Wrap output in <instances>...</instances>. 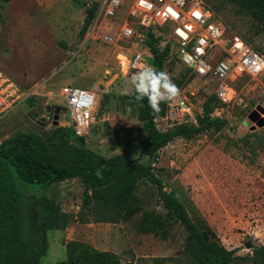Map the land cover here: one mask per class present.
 I'll return each mask as SVG.
<instances>
[{
	"label": "rangeland",
	"instance_id": "1",
	"mask_svg": "<svg viewBox=\"0 0 264 264\" xmlns=\"http://www.w3.org/2000/svg\"><path fill=\"white\" fill-rule=\"evenodd\" d=\"M91 1L11 0L3 6L0 3V73L21 91L33 92L1 119L0 142L16 132H26L37 134L53 150L77 147L61 112L54 114L55 104L64 106V101L46 93L57 95L60 87L96 91L97 117L84 136L82 147L102 158L124 154L142 163L150 162L164 190L175 192L193 220L205 222L218 243L234 251V256H251L253 247L264 246V126L258 128L248 120L253 111L264 119V112L259 110L264 111L260 84L249 76L230 81L235 97L231 105L223 106L224 126L189 139L176 138L151 161L141 153L145 135L139 132L136 104L120 100L134 92L131 76H115L112 49L99 40L89 41L84 50L77 51L84 36H80V30L87 4ZM227 11L221 9L219 14L227 27L226 38L249 36L250 21ZM118 22L119 16L112 21V29L102 26L99 33L113 32ZM156 34L162 38L159 46L163 47L167 31ZM244 43L264 57L260 52L264 51V34ZM73 53L77 55L72 57ZM148 54L146 62L150 65ZM106 70L109 74H105ZM165 72L174 84L179 83V90L188 97L197 120L204 100L214 96L217 81L195 77L174 52L165 62ZM164 127L162 123L161 128ZM82 191L78 179L56 183L43 191L71 220L65 230L46 233L48 249L39 264L63 261L64 243L71 240L115 253L122 264H174V260L185 264L181 252L186 232L179 223L169 221L165 237L142 233L137 226L142 212L166 217L154 186L145 180L138 182L135 194L142 212L117 224L78 223ZM246 243L251 248H246ZM153 258L174 260L155 263Z\"/></svg>",
	"mask_w": 264,
	"mask_h": 264
},
{
	"label": "trees",
	"instance_id": "2",
	"mask_svg": "<svg viewBox=\"0 0 264 264\" xmlns=\"http://www.w3.org/2000/svg\"><path fill=\"white\" fill-rule=\"evenodd\" d=\"M10 1L0 0V3L3 6ZM204 5L218 17L221 9H228L227 12L231 10L248 19L249 36L241 38L244 42L264 34V0H205ZM95 9V4L86 9L81 37ZM146 37V46L151 55L150 66L165 71V62L171 53L170 43L160 47L162 38L151 29L146 32ZM260 52L264 55V51ZM176 85L179 88V83ZM120 100L136 104L139 132L145 135L141 153L151 161H155L159 150L174 139H189L205 131H218L225 124L223 119L210 116L218 106L213 95L204 100L196 125L181 124L165 131H158L153 120L164 115L166 102L160 104L158 114H153L147 98L138 101L134 92ZM69 130L74 136L73 131ZM74 138L77 147L57 150L34 133L16 132L0 142V264L40 263L48 249L46 233L65 230L71 220L58 204L45 197L43 191L71 179H78L83 188L76 215L78 223L117 224L131 220L142 212L135 192L138 182L145 180L155 187L166 210V217L154 212H142L137 222L139 231L165 237L167 223H179L186 232L181 252L185 264H264V246L253 247L251 256L236 257L234 251L220 245L205 222L189 216L174 191L164 190L163 182L154 173L150 162L142 163L124 154L102 158L82 147L85 137ZM97 172L102 178L97 177ZM64 251V260L56 264H122L117 254L98 250L81 241L65 242ZM152 260L161 263L174 259ZM174 264H178V261L174 260Z\"/></svg>",
	"mask_w": 264,
	"mask_h": 264
},
{
	"label": "built area",
	"instance_id": "3",
	"mask_svg": "<svg viewBox=\"0 0 264 264\" xmlns=\"http://www.w3.org/2000/svg\"><path fill=\"white\" fill-rule=\"evenodd\" d=\"M96 5L94 15L78 47V53L89 41H100L111 47L116 77L128 78L147 64L149 55L146 32L167 31L168 39L179 62L197 78L211 77L217 81L214 91L218 106L210 114L222 119L223 106L231 105L234 90L230 81L249 76L257 81L264 93V57L248 47L237 35L226 38V25L202 0H92L87 9ZM121 17L113 32L99 33L102 26L112 29V21ZM77 54L73 53V56ZM105 74H109L106 70ZM35 88V87H33ZM33 92L21 91L9 78L0 73V121ZM65 105L64 119L75 137L87 136L97 117L98 93L83 88L60 87L57 95ZM202 114L201 108L198 111ZM158 131L165 127L196 123L193 106L184 92L166 102L165 113L153 120ZM164 128H161V124Z\"/></svg>",
	"mask_w": 264,
	"mask_h": 264
},
{
	"label": "clouds",
	"instance_id": "4",
	"mask_svg": "<svg viewBox=\"0 0 264 264\" xmlns=\"http://www.w3.org/2000/svg\"><path fill=\"white\" fill-rule=\"evenodd\" d=\"M130 84L134 89L135 99L139 101L147 98L153 114L160 112L162 102L173 101L180 95L179 88L167 72L158 71L148 64H142L140 69L131 75ZM97 177L102 178L100 172H97Z\"/></svg>",
	"mask_w": 264,
	"mask_h": 264
},
{
	"label": "water",
	"instance_id": "5",
	"mask_svg": "<svg viewBox=\"0 0 264 264\" xmlns=\"http://www.w3.org/2000/svg\"><path fill=\"white\" fill-rule=\"evenodd\" d=\"M259 110L261 111V113L264 112L261 108H259ZM59 112H62V113H63V111H60L59 108H56V109L54 110V114H56V115H58ZM56 115L54 116V119H55V120H56ZM248 120H249L251 123H253L254 126H256V127H258V128H261V127L264 126V119L260 118V117H259V114H258L256 111H253V112H251V113L249 114V116H248ZM55 123H56V122H55ZM254 128H255V127H253V129H254ZM244 246H245L246 248H251V246H250L249 243H246Z\"/></svg>",
	"mask_w": 264,
	"mask_h": 264
},
{
	"label": "flooded vegetation",
	"instance_id": "6",
	"mask_svg": "<svg viewBox=\"0 0 264 264\" xmlns=\"http://www.w3.org/2000/svg\"><path fill=\"white\" fill-rule=\"evenodd\" d=\"M60 111H63V113L61 112V116H65V111H64V109H60Z\"/></svg>",
	"mask_w": 264,
	"mask_h": 264
}]
</instances>
